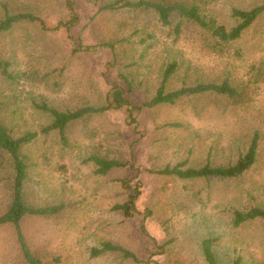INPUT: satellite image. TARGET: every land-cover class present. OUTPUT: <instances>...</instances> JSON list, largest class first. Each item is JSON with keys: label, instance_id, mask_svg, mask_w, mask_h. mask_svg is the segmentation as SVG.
<instances>
[{"label": "rangeland", "instance_id": "obj_1", "mask_svg": "<svg viewBox=\"0 0 264 264\" xmlns=\"http://www.w3.org/2000/svg\"><path fill=\"white\" fill-rule=\"evenodd\" d=\"M113 1L73 0L78 22L70 33L30 21L0 33V60L13 75L7 79L0 73V123L14 138L36 133L19 148L26 166L23 201L33 208L59 207L57 213L21 220L29 252L37 264H143L120 252L90 256L92 247L109 241L141 261L149 259L148 264H207L201 243L208 238L216 264L237 257L240 264H264V219L232 224L235 210L264 209V11L238 38L218 42L210 29L177 12L164 25L152 8H103ZM151 1L197 6L201 15L229 30L237 24L232 9H251L263 0ZM3 4L12 14L40 16L48 27L66 21L71 12L64 0H0V18ZM79 45L91 48L72 52ZM172 61L176 68L168 91L227 81L237 94L205 91L144 107L135 125L127 123L125 108L88 114L66 125L63 140L58 130H43L53 117L38 105L62 111L99 106L114 87L141 104L154 95ZM254 132L256 160L238 177L156 172L167 165L232 164ZM91 155L131 161L138 169L133 216L114 206L127 200L130 189L121 181L132 179L135 170L127 164L98 174ZM13 177L11 157L0 149V215L12 200ZM0 264H30L10 223L0 225Z\"/></svg>", "mask_w": 264, "mask_h": 264}, {"label": "trees", "instance_id": "obj_2", "mask_svg": "<svg viewBox=\"0 0 264 264\" xmlns=\"http://www.w3.org/2000/svg\"><path fill=\"white\" fill-rule=\"evenodd\" d=\"M64 4L67 8L71 10L70 16L66 21H58V23L52 27H48L43 18L37 16L30 12L16 13L12 14L9 12L6 4H3L4 14L0 18V33L10 29L15 23L19 21H30L38 23L45 30H59L61 27L65 28L68 33L71 32L72 27L78 22V12L74 7L73 0H64ZM104 9L109 10H120V9H138V8H152L158 15V19L162 24L167 25L170 22V15L173 12H177L179 16L185 17L203 28H208L211 30L212 35L217 39L218 42H227L238 38L243 30H245L255 18L264 11V0L258 6L251 9H232V15L236 17L237 24L226 30L222 25H219L212 18H206L201 15L198 11L197 6H186L183 4H166L161 1H151V0H115L103 6ZM175 32H179V25L174 27ZM91 48L86 47H74L72 52L78 49L87 50ZM176 68V62L172 61L168 63L162 73L160 83L154 93V95L147 101L141 104H134L129 101L123 95L122 90L114 87L105 100L104 104L99 106H82L76 108L75 110L62 111L46 104H40L38 107L46 112H49L53 120L45 127L43 130L48 131L51 129H56L60 133L61 139L65 138L64 130L66 125L76 119H80L88 114L101 113L111 109L125 108L126 109V120L129 125H135L136 114H138L144 107L150 108L161 103H174L175 100L184 95L197 94L205 91H214L216 93H221L229 97L235 96L237 91L234 87L228 84L227 81H223L220 84L216 83H198L196 85H183L178 89L167 90V82L171 77L172 73ZM0 73L7 79H13V75L8 68V63L0 60ZM36 136L35 132H26L18 138H14L10 133L2 126L0 123V149L6 151L12 160L14 177H13V193L12 200L10 202L7 210L0 215V225L5 223H10L14 226L18 241L21 245L23 255L27 262L30 264H37L38 260L35 259L28 250L27 245L24 242L22 231H21V220L30 214H53L59 211L58 206H45L33 208L27 206L22 198L21 189L23 181L26 178V166L23 162V158L19 153V148L23 143H27ZM258 132H254L252 135L249 145L244 152L240 153L236 161L232 164L226 166H211L210 164H205L198 168H182L180 164L174 166H165L162 169L156 171L157 174L162 175H175L179 178H234L242 175L247 171L255 162L258 150ZM90 161L96 166V173L106 174L114 167L130 165V167L135 170V175L133 178L122 180V184L130 189L128 193L127 200L122 204H117L114 206L115 209L123 212L124 216L131 217L137 212L136 200L140 195V181L137 179L138 169L134 167L131 161L126 163L119 162L117 160H111L102 158L96 155H91L89 157ZM132 180H135L132 184ZM146 216L149 214L145 213ZM145 214L143 216H145ZM256 218L264 219V209L251 207L248 210L240 211L235 210L233 213L232 224L237 227L241 223L254 220ZM139 228L142 232H145V225L142 220L139 223ZM213 239L205 238L202 240L201 246L203 250L204 259L207 264H216L214 252L212 250ZM157 248L158 245L155 243ZM120 252L124 257L132 258L138 263L148 264L147 260H139L133 252L130 250L113 244L109 241L102 242L99 246L92 247L90 250V256L94 257L105 252ZM150 254L149 256H151ZM151 259V258H150ZM155 263V261H152ZM241 258L237 257L233 260L231 264H240Z\"/></svg>", "mask_w": 264, "mask_h": 264}]
</instances>
